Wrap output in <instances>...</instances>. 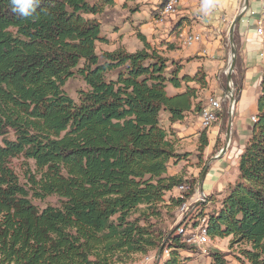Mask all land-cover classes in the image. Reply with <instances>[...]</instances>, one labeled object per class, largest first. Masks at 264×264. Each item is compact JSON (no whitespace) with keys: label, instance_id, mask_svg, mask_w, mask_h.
<instances>
[{"label":"trees","instance_id":"16d2710c","mask_svg":"<svg viewBox=\"0 0 264 264\" xmlns=\"http://www.w3.org/2000/svg\"><path fill=\"white\" fill-rule=\"evenodd\" d=\"M113 5L40 0L34 18H22L0 0V264H126L153 250H162L158 264L190 262L182 237L154 223L194 194L192 183L168 174L188 156L176 151L170 126L200 114L208 78L183 72L142 36L139 50L97 54L105 39L96 17ZM239 62L237 53L235 70ZM73 78L86 87L76 100L63 89ZM234 86L238 99L242 86ZM254 118L237 180L218 208L198 215L210 240L248 247L240 264H264V72ZM207 146L203 130L197 154ZM18 158L23 184L10 166ZM51 196L58 206L32 202ZM209 257L229 264L218 252Z\"/></svg>","mask_w":264,"mask_h":264},{"label":"rangeland","instance_id":"374dc122","mask_svg":"<svg viewBox=\"0 0 264 264\" xmlns=\"http://www.w3.org/2000/svg\"><path fill=\"white\" fill-rule=\"evenodd\" d=\"M253 1H255L254 3L257 4L258 9H260L263 4L261 0H249L250 5ZM165 2L166 0L114 1L113 6L105 8L104 12L96 17L100 22L101 34L105 39L104 43L97 44L96 53L100 54L102 51L111 52L116 49L134 52L143 47V43H141V40L138 37L142 36L147 45L157 51L163 58L168 61H175L184 64L183 72L192 74L189 62L187 63L186 60L180 59L179 56L181 55V52L185 55H190L192 50L196 49L195 47H184V38L181 37V34L186 27L185 24L189 25L196 21V10L188 8L185 1L177 0L176 10L173 14H162ZM242 3L243 0L240 2V10L242 8ZM249 15H251V12L250 10H247L242 17V20L248 17L249 19L251 18L249 25L256 30V21L253 20V16ZM259 20H261L264 29V10L262 15H259ZM189 33L191 32L189 31ZM195 59L196 58H190L191 62ZM239 59L240 62L238 64V69L235 70L234 67V72L231 74L229 85L233 100L235 101L237 100V90L234 86V82L236 81L242 86L243 77L242 57L239 56ZM210 62L211 61L209 60H205V67L211 76L213 64ZM229 65L230 56L227 71L220 74L221 77L218 86L219 89H221V92H212L210 94H223V96L226 94ZM213 80L214 78L211 76V79L209 80L210 82L208 81V87L212 85L211 81ZM244 85L248 87L246 91L249 93V87L251 85L249 83H245ZM63 89L70 98L76 100L78 91L84 90L86 87L80 78H73L66 81ZM166 92L169 96H172L175 93L174 89L170 86H167ZM198 94L202 95L204 94V91H199ZM223 96L215 95L206 98L219 99ZM199 98L202 100V105L206 106L208 99H205L203 96H199ZM229 106V99L224 100L221 104V110L217 112V120L210 128L204 130L208 140V146L201 156H199L196 151L198 139L194 148L190 141V137L181 140L178 139L175 132V136L172 137L176 151L180 154L185 153L188 156L185 161H181L178 164L171 163L168 174L181 175L184 180L192 183L194 194L183 204L185 205V209L182 210L180 206L168 213H166V210H163L161 221L155 222L154 224H156L155 226L157 229H161L165 234L179 235L182 237L184 244L189 249L181 252V256L189 258V264H208L210 261L209 255L213 252H218L224 255L229 264H240L239 258H241V256L239 251L248 248L244 244H233L230 238L208 239L204 243L206 244L205 246H199L195 239V235H198L200 231L199 227L203 226V221L198 218L199 213L203 211L204 214L208 215L212 210L218 208L219 202L226 192L228 185H233L238 178L237 166L232 164L230 159L227 158L226 162H222L224 157H219L218 160H214V158L219 156L221 150L225 146H227V151L229 150L230 153L234 147L230 142H234L236 136L239 143L243 142L242 139L244 137H248V139L251 137L253 127V124L251 123L252 121H250L251 117H253L251 116V107L248 106L241 112L238 110L239 105L237 104L236 112L230 114ZM233 118L235 126L232 124ZM229 120H231V127L229 130V142L226 145V133ZM161 125L165 129H169L166 113L161 114ZM199 133L200 132H198V134ZM219 162H222L221 168L231 180L223 177L221 181L223 188L221 190L213 189V191L205 192L209 187L208 184L204 185L205 179L208 180V178H206L208 173ZM24 164L25 162L21 158L13 159L10 162V166L19 177L21 184L24 183ZM206 169V176L202 182V176ZM233 180H235L234 183H231ZM200 186L201 188L203 186L201 190L203 191L202 193L204 197L201 196V192L199 191ZM186 191L187 189L182 192ZM179 193V191L174 190L171 196L177 198ZM32 202L39 208L46 206L56 207L59 204V199L55 196H51L42 201L32 200ZM157 252L158 250H153L145 256H133L132 261L126 264H141L147 258L152 261L156 258ZM166 252L169 253L168 248L164 249L162 259L168 256ZM154 264H156V260Z\"/></svg>","mask_w":264,"mask_h":264},{"label":"crops","instance_id":"0c3cea01","mask_svg":"<svg viewBox=\"0 0 264 264\" xmlns=\"http://www.w3.org/2000/svg\"><path fill=\"white\" fill-rule=\"evenodd\" d=\"M183 1L186 2L188 8L196 10L197 17L196 21L192 24H185L186 27L183 30L181 37L185 39L187 36L194 35V33H198L200 35H196L199 37V41L196 42L198 44L194 46L196 49H193L190 55H185L181 52L179 58L184 60L196 58L194 61L189 62L192 74L196 70L201 69L207 75L208 81L211 79V76L214 78V80L211 81L212 85L209 86L207 90L204 91V94L200 96L205 98L215 95L223 96V94L210 93H216L218 91L221 92V89H219L218 86L221 77L220 74L227 71L230 56L228 33L232 21L240 12L241 0H213V6L207 15H204V13L200 11L202 0ZM254 2L255 1H253L250 5L248 0V10L253 13V20L257 21L259 20V15H262L263 13L264 1L261 0L263 4L260 9H258L257 4ZM250 21L251 18L249 19V17L244 18L243 20L241 18L233 30V40L234 43H236L235 47L238 56L242 57L243 64L242 89L238 99L235 101L233 112H236L237 104L239 105L238 110L241 112L249 106L251 107V116L254 117L257 111V100L260 94L261 76L264 72V29L263 36H257L255 34V30L249 25ZM260 24H262L261 20ZM189 31L191 33H189ZM184 47L187 46L184 45ZM205 60H209L211 61L210 63L213 64L211 76L205 67ZM245 83H249L251 85L249 87V93L246 91L248 87L244 85ZM232 124L235 126L234 118ZM170 128L176 133L178 139L182 140L190 137V141L193 144L192 146L195 148L198 139V132H201L199 128V121L196 116L189 115L182 122L171 125ZM242 140L243 142L239 143L236 136L234 142H230L234 147L230 153L226 148V151L222 156V158L224 157L222 162H226L228 158L232 164L237 166L238 156L244 149L248 137H244ZM222 162L216 164V166L208 173L206 177L208 180L205 179L204 185L208 184L209 187L205 192L213 191V189L221 190L223 188V184L221 183L223 177L231 180V178L226 176V172L221 168ZM234 181L235 180L231 183H234ZM202 188L200 186L199 191H201Z\"/></svg>","mask_w":264,"mask_h":264},{"label":"water","instance_id":"95a60500","mask_svg":"<svg viewBox=\"0 0 264 264\" xmlns=\"http://www.w3.org/2000/svg\"><path fill=\"white\" fill-rule=\"evenodd\" d=\"M247 10H248V0H243L242 8H241L239 14L232 21V23L230 25L229 33H228V41H229V46H230V65H229V68H228L227 88H226V94L225 95H226L227 99H229V105H230L229 106V113L230 114H233L230 111H231L232 106L234 107L235 100H233L229 85H230V80H231V74L233 73V70H234V67H235V61H236V55H237V50H236V47H235V44H234V40H233V30H234V27L236 26V24L245 15ZM230 127H231V120H229V123H228V130H227V133H226V145L229 142V130H230ZM226 147L227 146H225L221 150L219 156L215 157L214 160H218L219 157L221 158L224 155V153L226 151ZM206 171H207V169L205 170V172H204V174L202 176V180H201L202 182H203V180H204V178L206 176ZM200 192H201V196H203L202 190ZM161 252H162V250H159V252L157 253L156 264H158V262L160 260Z\"/></svg>","mask_w":264,"mask_h":264},{"label":"built area","instance_id":"2783aa9c","mask_svg":"<svg viewBox=\"0 0 264 264\" xmlns=\"http://www.w3.org/2000/svg\"><path fill=\"white\" fill-rule=\"evenodd\" d=\"M166 11L167 10H165L162 14L166 13ZM252 15H253V13L251 12V16ZM255 23H256V26H257V28L255 30V34L257 36H263V27H262V24H260V20H257ZM196 35H200V34L194 33V35L191 36V45L188 48L194 47V46H196L198 44V43H196ZM205 99H208V102H207L206 107H205V111H203L202 115H198L197 116L198 121H199L200 131H201V128H204L205 120L214 121V119L210 118V110H211V108H218L219 110H221V104H222V102L224 100L227 99V97H226V95H224L223 97H221L219 99H212V98H205ZM178 190L179 191H184L185 187L181 186V187L178 188ZM201 201H203V200H201ZM195 239H196L197 244L199 246H205L206 245V244H204V238L202 236L195 235ZM156 259H157V256L152 261H150L148 264H154Z\"/></svg>","mask_w":264,"mask_h":264},{"label":"bare ground","instance_id":"6f19581e","mask_svg":"<svg viewBox=\"0 0 264 264\" xmlns=\"http://www.w3.org/2000/svg\"><path fill=\"white\" fill-rule=\"evenodd\" d=\"M176 5H177V0H166V2L164 4L163 12L165 10H167V11L164 14H173L175 12V10H176ZM198 41H199V37L196 36V42H198ZM184 45L187 46V47H189L191 45V36H187L184 39ZM205 107L202 109V111L200 112L199 115H202L203 111H205ZM219 111L220 110L218 108H211V110H210V118L211 119H214V121H212V120H205V122H204V128H201L202 131L205 130V129L210 128L211 125L217 120V112H219ZM230 112L233 113V106H232ZM251 121H252V123H254L255 122V118L252 117ZM186 189L187 188L185 187V190ZM181 209L182 210L185 209V205L182 204L181 205ZM202 221H203V226L199 227L200 228V231L198 233V236H202L204 238V243H205L209 238L207 237L206 230H205V221L204 220H202ZM149 261H150V259L147 258L141 264H148Z\"/></svg>","mask_w":264,"mask_h":264},{"label":"clouds","instance_id":"9594fccd","mask_svg":"<svg viewBox=\"0 0 264 264\" xmlns=\"http://www.w3.org/2000/svg\"><path fill=\"white\" fill-rule=\"evenodd\" d=\"M11 10L22 18H34L40 0H8ZM213 6V0H202L200 11L207 15Z\"/></svg>","mask_w":264,"mask_h":264}]
</instances>
